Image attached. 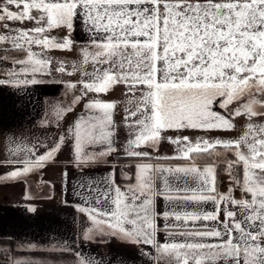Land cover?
Masks as SVG:
<instances>
[{
  "label": "snow or ice",
  "instance_id": "1",
  "mask_svg": "<svg viewBox=\"0 0 264 264\" xmlns=\"http://www.w3.org/2000/svg\"><path fill=\"white\" fill-rule=\"evenodd\" d=\"M77 20L89 37L80 47L82 64H90L93 70L84 72L90 79L80 81L81 95L75 96L72 105L88 93H108L120 84L133 95L138 91L134 110L125 109L126 120L132 122L126 125L129 139L124 152L141 161L135 165V185L123 191L115 183L114 170L103 186L92 178L82 181L78 187L87 193L85 201L94 202L95 207L90 203L79 210L88 214L96 231L105 234L107 229L113 237L150 246L157 260L264 264V127L257 129L249 123L248 131L235 142L164 137L177 146L174 157H153L143 150L145 146L155 150L166 130H228L234 127L233 117H264V0H0V22L37 25L13 29L17 34L11 37L0 35V42L10 39L13 48L26 55V59L12 61L19 71L0 74L4 77L0 86L48 83L37 77L52 70V59L39 58L30 49L35 45L46 51H71ZM3 27L7 29L8 24ZM53 29L66 30L67 35L58 39L49 35ZM7 59L0 56V60ZM82 70L73 65V71ZM55 71L72 75L62 61ZM214 102L220 109L233 102L240 106L231 114H221L213 110ZM116 106L99 98L90 100L84 106L87 114L69 129L81 165L117 151ZM63 111L70 112L72 107L58 111L57 116ZM63 143L61 136L54 147L38 156L33 149L39 146L33 145L23 157L10 162L15 170L0 180L22 179L42 168ZM97 147L99 152L86 151ZM227 151L233 152L234 160L227 159ZM153 159L187 163L165 167L143 162ZM198 159L205 162L198 166ZM219 165L227 169L245 198H234L231 188L227 194L218 191ZM238 166L243 169L242 179L237 178ZM157 196L169 202L159 213L154 203ZM208 203L214 210H203ZM28 210L36 211L34 207ZM158 219L163 221L162 228ZM92 231L88 229L85 239L91 238ZM160 231L170 240L158 241ZM75 255L76 264H97L82 253Z\"/></svg>",
  "mask_w": 264,
  "mask_h": 264
},
{
  "label": "crops",
  "instance_id": "2",
  "mask_svg": "<svg viewBox=\"0 0 264 264\" xmlns=\"http://www.w3.org/2000/svg\"><path fill=\"white\" fill-rule=\"evenodd\" d=\"M4 23L8 24L7 29L3 27ZM35 26L37 25L31 21L24 23L5 21L0 26V31L1 35L11 37L17 34L12 31L13 29L24 30ZM49 35L59 39L67 35V32L53 29ZM71 38L75 42L71 51H46L35 45L30 50L38 53L39 58L64 60L66 70L73 73V65L81 68L76 62L79 57L83 60L80 47L89 40L80 20L75 22ZM0 50L4 51L2 56H6L11 64L14 59H26L25 53L13 48L10 39L0 42ZM82 68V71H75L73 79L71 75L59 73L52 68L49 73L37 77L49 81L48 83L21 88L0 86V176L15 170L10 162L16 161L17 157H23L28 149L33 148V145L39 146L33 149L38 156L54 147L61 136L64 137V143L60 149L44 162L42 168L29 172L22 179L0 180V240H4L0 242V252L3 253L0 264H19L24 261L29 264H76V252L95 260L97 264L101 261L103 264H172L175 257L157 260L156 252L150 246L113 237L107 234V229L104 230L105 234H101L95 230L88 214L79 210L81 207L89 206L90 203L95 207L94 202L85 201L84 197L87 193L78 187L82 181L90 182L89 178H92L97 185L103 186V182L114 170L115 183L123 191L128 185H135L137 171L135 165L141 162L126 156L124 152L129 139V129L126 125L132 122L126 120L125 109L134 110L133 104H136L137 98L132 100L127 94L129 90L123 89L126 86L120 84L114 86V89L108 93L99 95L88 93L79 103L72 105L75 96L81 95L80 81L90 79L84 75V72L93 70L90 64H82ZM8 71H19V66L14 67L12 64L0 74ZM79 72L82 73L80 79ZM0 78L4 77L0 75ZM69 84H75L76 87L69 88ZM115 92H117L116 96H114ZM97 98L106 102H115L117 105L113 115L116 124L117 151L102 160L81 165V162L76 159L69 129L73 128L81 115L87 114L85 104ZM69 106L72 107V111H63L61 116H57L58 111ZM229 106L227 109H220L214 102L213 110L221 114H231ZM232 123L234 127L231 129L210 132L192 129L166 130L161 133L162 138L155 150L148 149L146 146L143 150L149 151L153 157H174L178 154L177 146L164 137L175 139L177 136H187L193 141L197 138L215 140L213 138L220 135L224 137L232 135L237 126L235 117L232 118ZM100 150L99 147L86 149L88 152ZM227 159H235L233 152L227 151ZM122 162H128L130 169L119 174L116 167ZM143 162L153 165L161 164L165 167L183 166L187 163L185 160L177 159H153ZM204 162L205 160L198 159L197 165ZM16 166L18 167L19 164L17 163ZM220 170L218 166L217 181ZM241 170L242 174V167ZM157 186H159L158 180ZM230 188L234 198H245V194L237 186L222 185L219 181L217 182L220 193L227 194ZM77 192H80V195H77ZM154 203L158 213L166 210L169 204L160 196L154 197ZM30 207H34L36 211L30 212L28 210ZM203 210L212 211L214 205L205 204ZM157 224L162 228L163 221L158 219ZM90 228H93V231L89 233L91 238L85 239V233ZM157 240L165 242L170 238L166 232L160 231L157 233ZM14 251L25 252V254L14 255ZM143 253L149 255H143Z\"/></svg>",
  "mask_w": 264,
  "mask_h": 264
},
{
  "label": "rangeland",
  "instance_id": "3",
  "mask_svg": "<svg viewBox=\"0 0 264 264\" xmlns=\"http://www.w3.org/2000/svg\"><path fill=\"white\" fill-rule=\"evenodd\" d=\"M3 22H0V26L2 25ZM0 35H1V31H0ZM3 35V34H2ZM53 64H52V68H56L59 64V62H63L64 60H58V59H52ZM83 60H81V58H77L76 62L78 67H82V62ZM75 74V71H73L71 78L73 77V75ZM79 79L82 77V73L79 72ZM74 78V77H73ZM72 78V79H73ZM114 89V88H112ZM111 89V91H112ZM123 89H128L127 87H123ZM117 92H115L114 96H116ZM128 96H131L132 100H135L138 96H139V92L137 91L135 95H133L131 92L127 91ZM138 95V96H137ZM133 106H135V104H133ZM240 105L236 102H233L230 107L231 112H233L236 108H238ZM236 122H237V126H236V130L232 132V135H227V136H223L220 135L219 137H221V140H225V141H232L235 142L236 140H239L247 131H248V124L252 123L257 129L264 127V117H255L252 119H249L246 115H241V116H236ZM217 137V138H219ZM217 138H213V139H217ZM231 138V140L229 139ZM241 150L242 151H247L246 146L245 145H241ZM229 160H234V159H229ZM240 173L242 172L241 167H239ZM243 174V173H242ZM242 174H241V179H242ZM127 176L129 175L128 173L126 174Z\"/></svg>",
  "mask_w": 264,
  "mask_h": 264
},
{
  "label": "built area",
  "instance_id": "4",
  "mask_svg": "<svg viewBox=\"0 0 264 264\" xmlns=\"http://www.w3.org/2000/svg\"><path fill=\"white\" fill-rule=\"evenodd\" d=\"M11 66H12V64L8 60L7 61L0 60V72L11 67ZM219 167L221 168L220 174H219V183L222 185L236 186L235 184L232 183L227 169L223 165H219ZM129 169H130V164L128 162L119 163V165H117V167H116V170L119 174H123L126 171H128ZM236 172L238 174L237 178L241 179V173L239 170V166L236 168ZM2 255H3V253L0 252V257Z\"/></svg>",
  "mask_w": 264,
  "mask_h": 264
},
{
  "label": "trees",
  "instance_id": "5",
  "mask_svg": "<svg viewBox=\"0 0 264 264\" xmlns=\"http://www.w3.org/2000/svg\"><path fill=\"white\" fill-rule=\"evenodd\" d=\"M3 54H4V51L3 50H0V56H2ZM218 181H219V179H218ZM0 242H4V240H0ZM13 254L14 255H19V254H25V252H17V251H14Z\"/></svg>",
  "mask_w": 264,
  "mask_h": 264
}]
</instances>
